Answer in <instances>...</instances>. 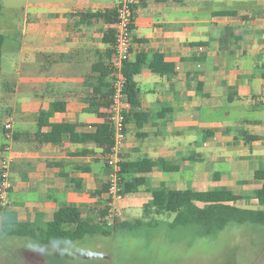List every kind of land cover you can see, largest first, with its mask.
<instances>
[{
	"label": "crops",
	"instance_id": "crops-1",
	"mask_svg": "<svg viewBox=\"0 0 264 264\" xmlns=\"http://www.w3.org/2000/svg\"><path fill=\"white\" fill-rule=\"evenodd\" d=\"M117 4L0 0L1 97L11 123L7 132L0 127V159L9 160L8 209L19 220L48 221L59 206L88 209L106 199V153L81 138L107 119L104 107L86 111L87 99L113 79V21L92 14ZM133 17L129 61L143 60L131 73L138 104L126 108L118 156L164 159L177 169L155 168L144 185L122 190L116 214L148 217L157 187L219 189L246 195L239 206L260 207L250 193L264 183V0H136ZM53 101L64 108L39 123ZM60 123L73 125V138L62 132L45 141Z\"/></svg>",
	"mask_w": 264,
	"mask_h": 264
},
{
	"label": "trees",
	"instance_id": "trees-1",
	"mask_svg": "<svg viewBox=\"0 0 264 264\" xmlns=\"http://www.w3.org/2000/svg\"><path fill=\"white\" fill-rule=\"evenodd\" d=\"M93 16H101L105 20H115V11L112 12H94ZM110 43L113 45V33ZM3 36L0 34V67H1V47ZM160 54L156 55L157 58ZM143 57L140 55L136 61L129 60L124 63V74L126 82L124 84L125 101L130 106L138 104L139 89L136 82L132 79L131 73L139 68ZM111 74V69L109 72ZM111 87L105 90H99L96 98L87 99L88 106L86 111L98 113L99 107L108 109L110 103ZM64 104L60 101L50 103L46 111L39 112L38 121L41 123V116L48 117L57 110H62ZM125 113V123L127 119ZM133 116L138 122H143L147 118V113L142 111L133 112ZM52 132L45 134V141H56L54 133L61 134L69 132L73 138V125L67 123L53 124ZM113 128L106 119L99 124L94 132L84 133L83 140H89L102 148L107 153L112 144ZM160 168L163 171H174L176 166L168 165L166 160H151L149 158H138L136 160H124L120 163L118 175L121 182H125L123 192L136 190L140 185L146 183V174ZM107 189V184H103L102 190ZM98 191L97 193H99ZM252 197L258 199L260 207H242L236 204V201L244 198L246 195L231 194L227 191L212 189L206 191H195L187 189H165L157 187L152 191L151 202L144 210L148 217L121 219L116 213L109 212V205L82 209L74 205H62L55 209L51 218L45 222L44 226H37L34 222L19 220L14 210L6 209L0 204V230L3 234L14 237H29L37 243L48 245L57 242L67 241L75 242L94 235H111L116 230H132L143 225L159 226L162 220H158L150 214H170L173 215L166 226L169 229L175 227H195L198 235L215 234L229 222L244 223L251 222L264 226V183L259 188L250 193ZM248 196V197H250Z\"/></svg>",
	"mask_w": 264,
	"mask_h": 264
},
{
	"label": "rangeland",
	"instance_id": "rangeland-1",
	"mask_svg": "<svg viewBox=\"0 0 264 264\" xmlns=\"http://www.w3.org/2000/svg\"><path fill=\"white\" fill-rule=\"evenodd\" d=\"M3 84L0 79V127H4L7 118L2 107ZM7 194L8 192L0 199V204L6 209L10 208ZM97 204L99 205L95 207L101 208L106 200L98 199ZM81 208L86 209L83 206ZM111 213L116 211L112 210ZM118 216L121 219L142 218L143 210H122V214ZM172 216H154L162 220L159 226L143 225L132 230L119 229L108 236L94 235L80 241H62L48 245L37 243L29 237L9 236L0 230V263L264 264L263 225L229 222L215 234L198 235L195 227L167 228L166 221ZM33 222L42 227L46 221L38 217Z\"/></svg>",
	"mask_w": 264,
	"mask_h": 264
},
{
	"label": "built area",
	"instance_id": "built-area-1",
	"mask_svg": "<svg viewBox=\"0 0 264 264\" xmlns=\"http://www.w3.org/2000/svg\"><path fill=\"white\" fill-rule=\"evenodd\" d=\"M136 0H118L115 8V20L113 22V79L111 83L110 103L107 109V120L113 128L110 150L105 154V162L112 168L109 175L106 189V199L109 205V212L115 211L114 203L122 198L123 192L119 186L118 171L121 159L118 156L119 149L124 140L125 133V113L128 104L125 101L124 84L126 76L124 74V63L129 60L130 48L132 45L131 30L134 23V6ZM11 128L10 121L4 124V129ZM8 135V134H7ZM8 158L0 159V199H3L6 190L10 187L8 181ZM112 214V213H111Z\"/></svg>",
	"mask_w": 264,
	"mask_h": 264
},
{
	"label": "flooded vegetation",
	"instance_id": "flooded-vegetation-1",
	"mask_svg": "<svg viewBox=\"0 0 264 264\" xmlns=\"http://www.w3.org/2000/svg\"><path fill=\"white\" fill-rule=\"evenodd\" d=\"M0 264H5L4 262L3 263H0ZM9 264V263H8ZM15 264V263H14Z\"/></svg>",
	"mask_w": 264,
	"mask_h": 264
}]
</instances>
